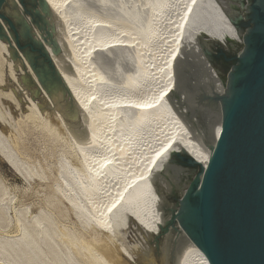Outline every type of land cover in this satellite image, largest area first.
Wrapping results in <instances>:
<instances>
[{"label":"bare ground","instance_id":"1","mask_svg":"<svg viewBox=\"0 0 264 264\" xmlns=\"http://www.w3.org/2000/svg\"><path fill=\"white\" fill-rule=\"evenodd\" d=\"M44 1L50 10L55 44L44 41L36 26L34 33L67 86L79 119L67 123L69 115L56 110L57 102L42 86V99L33 100L16 80L9 60L8 77L14 87L0 92L1 98L14 105V110L22 108L24 101L27 111L9 120L0 110V156L23 178L34 169L20 157L17 133L21 126L36 127L46 139L60 143L67 155L59 156L57 191L82 224L80 228L101 235L86 237L85 232L65 231L50 212H38L16 219L15 234L0 239V257L11 264H81V258L85 264H130L135 262L132 254L118 242L127 221L148 229L166 220L164 215L163 220L160 217L152 185L155 173L179 172L173 164L165 167L172 153L189 154L203 169L212 155L221 131L220 98L225 97L226 87L207 61L204 49L200 51L195 44L201 35L221 44L229 38L242 42L232 23L235 17H230L232 3L143 0L137 9L126 7L124 1L115 8L105 0H91L88 7L81 0ZM0 50L6 57L10 54L1 38ZM105 52L126 53V71L120 79L119 74L99 70ZM184 53L197 54L196 61L212 87L208 92H204L206 85L200 87L199 107H191L200 118L194 121L192 115L191 124L183 118V111L176 114L183 98L177 94L175 73L182 69ZM33 76L39 89L40 81L35 73ZM20 90L22 98L17 96ZM58 108L62 111L64 107ZM173 216V225L166 231L172 264H209L182 229L177 215Z\"/></svg>","mask_w":264,"mask_h":264},{"label":"water","instance_id":"2","mask_svg":"<svg viewBox=\"0 0 264 264\" xmlns=\"http://www.w3.org/2000/svg\"><path fill=\"white\" fill-rule=\"evenodd\" d=\"M38 1L50 16L45 1ZM14 2L29 15L31 23L44 29L43 40L54 45L52 22L35 6L27 8L23 0ZM244 7L249 19L245 31L240 32L244 46L235 57L236 63L231 65L226 81L220 79L226 93L220 98L221 131L210 160L203 169L189 154L181 156L185 164L198 165L200 171L183 192L178 212L174 213L209 264H264V0H252ZM17 11L15 16L23 31L38 47L41 62L48 67V70L34 68L40 87L30 88L31 98L41 97L43 88L58 103L60 94L50 84L56 80L62 93L70 98V119L78 121L80 113L43 41L31 36L27 22ZM0 18L10 23L4 15L0 14ZM232 23L240 31L235 18ZM26 53L34 67L36 56ZM203 54L210 64V51L205 48Z\"/></svg>","mask_w":264,"mask_h":264},{"label":"rangeland","instance_id":"3","mask_svg":"<svg viewBox=\"0 0 264 264\" xmlns=\"http://www.w3.org/2000/svg\"><path fill=\"white\" fill-rule=\"evenodd\" d=\"M90 1L91 0H81V3L84 4V6L88 7V5H90ZM105 1L107 2V4H111V6L114 8L116 7L115 5L117 6L120 5L121 2L119 1H124L125 4L124 3L123 4L126 7L130 6L131 8L134 7L137 9L140 6V2L141 3L143 2V0L142 1L105 0ZM147 1L149 2L152 0H147ZM228 1L232 3L230 5V11L234 13L233 14L231 13L232 14L231 16L229 15L232 19L235 17V11H236L235 5L237 4L240 5V4H239V0H228ZM23 2L25 4V7L27 8H32V6H35V8L42 15L45 16L47 21L52 22L51 15L48 16L44 13V11L39 5L38 0H23ZM16 9L19 10V12L18 11L17 12L22 15V19L27 22V26H29L31 30V36L38 39L34 33L36 29L35 24L31 23L30 20H27L28 19L27 17H29V15L25 14L22 8H19L16 5L14 0H3L0 4V14L4 15L10 21V23L7 22L5 19L0 18V32H1L0 38L3 42L7 43L10 54L6 57L0 50V63H1L0 77L2 76L0 78V83L2 80V85H0V92L7 91L8 89L10 88L12 89L14 87V83L12 79L8 77L10 75H9V67L7 61L10 60L12 63V69H14L13 73L16 77V80H18L21 83V85L25 88V92L30 96L31 95L30 88L31 89L36 88V85H34V82L32 81V76L34 73H36L35 69L44 68L48 70V67L46 66V64L41 62L42 58L38 52V47H36L31 43V41L28 39L25 32L23 31V28L19 20L15 16ZM46 29L48 30V28ZM38 30L45 35L44 29L41 30L38 29ZM244 31H245L244 28L240 30L241 33ZM196 43L197 44L195 45H197L200 51L201 49L203 50L205 48L210 51L211 67L214 69L217 76L222 80V82H225L227 79V74L231 68V65L236 63L235 57L243 49L244 46L243 43L235 40H231L229 38L225 41L224 44H221L218 41L208 39L204 35L197 37ZM32 48L34 49L33 51ZM28 51L32 55L36 56V59L33 60L34 67H32L30 62H28L27 60L26 52ZM103 55L101 58L104 57L105 59L103 58L102 61L103 63L99 62L100 63V65L98 64L99 70H105L107 71L108 74L111 73L117 75L119 74L118 79H120L121 76L123 75V72L126 71V65H125L126 62L125 57H127L126 53L123 54L117 53L111 55V52H105V55L104 56ZM187 55L188 54L185 53L182 55L183 58L185 59V62L183 59L182 69L181 68L178 69L175 73V79L177 80V84H178L177 92H179L176 93L179 94L180 96L182 95L181 97L183 98L180 100L181 101L180 108L176 109L177 110L176 114L181 115L180 111H183L184 112L183 118H186L185 121L190 123L191 121L190 117L192 115L194 116V117L192 116L193 120L200 118L196 112H193L195 108H191V107L194 106L196 107V109L199 107L198 105L202 100L200 99L202 95L201 89L204 88V92H208L212 87L210 86L211 84L209 82H206L208 78L204 76L205 75L204 71L201 70L202 69L201 66L196 61L197 54L196 53H194L193 55L190 54L191 56H187ZM105 60L107 62L108 61L110 62V63L108 62L109 65L104 64L106 63ZM30 68L34 73L32 72L30 73V71L28 72V69ZM34 77L35 76H33V78ZM25 84H28L29 88H27ZM50 84L60 94V101L57 104H54V106L56 105L57 107V109L56 108L55 109L60 113L64 112V114L69 115L67 118H65L67 123L70 124L76 123L75 120L70 119L71 117L70 114H72V106L70 105V98L66 93L64 92L62 93V91L59 88V84L56 80H52V83ZM201 86H205V87L202 88ZM185 87L187 88V90ZM185 91L187 93H185ZM194 91L195 92L197 91V93H194ZM16 92H17V96L19 98H22L23 94L21 90L19 92L18 91ZM39 97L40 96H35V99L37 101L42 99L41 97L40 98ZM185 99H187L188 101L187 100L184 101ZM192 99H194V102L192 101ZM59 104H61L64 107L62 111H60L58 108V106H61ZM26 106L27 103L23 101L22 108L14 110V105L12 104L10 105V102L5 101L3 98H1V94H0V110L4 112L5 116H7L8 117L7 119L9 120L13 117L20 116L22 112H26L27 111ZM21 127H23L22 131L19 128V132L17 133V136H19L18 139L20 138L18 140L20 157L28 164L30 163L29 165L32 167V170L33 169L34 170L31 171L33 175L32 173H29V175L26 174V177L23 178L19 177L0 156V196L2 197V198L0 197V225H2L0 226V239L3 238L4 236L15 234L17 229L15 224L16 219H20V220L27 219L31 215L43 211L48 213L50 212L49 214L50 215L52 214L51 217L54 218V222L56 223L57 221V225L60 224L61 227H63L64 225L65 231L72 230L79 234H84L85 232L86 237H88L89 235H99L100 234L99 231L96 232L84 231L83 229H81L83 228L82 224L76 221L72 211H70L71 209L69 208L67 201L57 191L56 184H59L60 182V177L58 175V160L61 154L65 153V155H67L66 153L67 149H65L60 143L59 144L53 143L48 139H46L44 133L36 127H33L31 125H23ZM183 155L185 154L181 152L172 153L170 162L164 163L166 168H167L166 165H168L169 167L170 164H173L174 166H178L179 167L178 173L176 174L172 172L169 173L168 171L167 173H162L158 171L155 173V176L153 177L152 185L156 192L155 195L157 198V203L159 205V214L160 217H162V220L164 216L166 220H163L162 222H159L158 224L148 229L142 228L132 221H127L126 227L120 231L121 233H119V237L121 239H119L118 242H120V244L127 251H129V253L132 254L134 258L135 262H129L130 264H172V259H170L169 257V253H170L169 247H171V243L166 236V231H168L169 227L171 228V226L173 225V220H174L173 213L178 212L180 199L182 197L183 192L188 188L194 176H196L200 171V167L198 165L193 166V165L185 164L181 160V156ZM159 168L161 169L162 165H160ZM57 192L58 195H56ZM8 223L10 225H8ZM166 226L168 227L165 229ZM149 257L150 258L152 257L151 258L152 261L149 260ZM3 260L4 259L0 257V264H11L9 261L6 260L3 261ZM80 260L82 261V262L80 261L81 264H85V261L82 258Z\"/></svg>","mask_w":264,"mask_h":264},{"label":"flooded vegetation","instance_id":"4","mask_svg":"<svg viewBox=\"0 0 264 264\" xmlns=\"http://www.w3.org/2000/svg\"><path fill=\"white\" fill-rule=\"evenodd\" d=\"M252 0H239L240 5H235L236 11H235V20L239 26V29L241 30L242 28L246 29L245 25L248 22V18L246 17L245 14V5L250 3Z\"/></svg>","mask_w":264,"mask_h":264}]
</instances>
